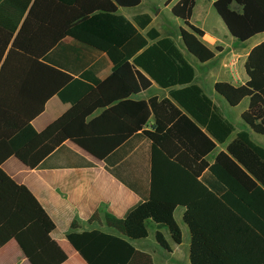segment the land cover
Masks as SVG:
<instances>
[{"label": "trees", "instance_id": "trees-1", "mask_svg": "<svg viewBox=\"0 0 264 264\" xmlns=\"http://www.w3.org/2000/svg\"><path fill=\"white\" fill-rule=\"evenodd\" d=\"M139 3L0 0V225L10 218L21 192L1 166L8 157L37 168L56 147L70 140L107 162L131 136L101 131L122 106H114V99L104 98L98 89L91 90L82 80L86 75L66 71L70 64L87 63L91 58L84 51L88 50L112 62L115 70L108 79L123 77L128 67L134 80L131 93L155 82L168 89L169 98L135 102L145 111L135 130L151 112L154 118L151 130L143 131L152 142L149 196L123 217L104 212L105 224L119 235L99 229L78 231V224L72 222L66 234L72 247L87 264H154L131 240L147 237L150 220L158 228L165 227L172 242L179 244L182 235L173 213L183 206L192 264H264V147L243 130L217 153L212 164L204 161L216 143L226 142L234 126L194 83V69L173 39L161 36L155 27L145 34L139 31L150 24L148 13L137 14L131 21L117 12L118 6L130 8ZM195 3L178 0L171 12L186 26L180 28V35L188 51L206 62L215 53L202 39L204 31L190 21ZM212 6L238 41L264 33V0H213ZM71 47L83 52L72 54L68 52ZM244 69L248 77L244 83L217 81L214 90L230 106L248 98L241 119L254 133L264 135V40L250 49ZM53 95L72 106L36 131L32 119ZM97 108L104 111L87 120ZM20 214L25 225L14 239L29 263H63L67 254L50 236L55 225L32 195ZM93 221L101 223L97 212L88 219ZM155 238L169 249L160 230Z\"/></svg>", "mask_w": 264, "mask_h": 264}, {"label": "crops", "instance_id": "crops-1", "mask_svg": "<svg viewBox=\"0 0 264 264\" xmlns=\"http://www.w3.org/2000/svg\"><path fill=\"white\" fill-rule=\"evenodd\" d=\"M151 1L155 5L156 12L140 10L128 15L122 13V10L126 7L121 6H118L117 12L131 21L137 14L148 13L151 16V22L147 28L139 29V31L145 34L148 28L155 27L161 36L172 38L179 48L172 34H164L161 32L160 27L153 25V21H157V17L161 16L163 9L168 8L171 11L172 5L178 0H171L169 3L167 0ZM208 1L212 5L213 0ZM141 4L142 0H140L137 6L130 8H137ZM196 6L197 0L193 12ZM193 12L190 21L195 24L192 21ZM198 21L195 20V22ZM221 22L223 25L218 23L219 30L206 31L200 27L204 31L202 39L208 47L214 50L215 55L211 60L206 61L212 62L208 81H206L208 72H200L197 75L193 68L194 83L202 88L204 93L218 107L224 118L231 122L221 111L215 98L204 90L203 84L209 82L214 88V83L217 81H226L232 84L244 83L248 79L244 69L245 59L250 49L263 41L264 38L253 42L248 47L244 45L236 46L234 40L237 39H234L228 32L222 20ZM195 25L198 26L197 24ZM180 28L182 26L178 24L176 38L177 40L178 38L181 39L184 48L189 52L181 38ZM228 38L229 41L225 40ZM64 42L71 44V39L65 38ZM70 50L68 52L72 54L77 52L76 50L83 52V49H75L74 47H71ZM84 53L88 54V58L91 59L87 63L70 64L69 68H66L68 69L66 71H69L73 75H86L82 80L91 87V90L98 89L104 98L114 99L112 102L114 106H122L119 107L118 113L112 118L109 119L108 117L107 121L102 125L101 131L131 133V136L120 144L121 146L109 156L107 162L96 158L70 140H66L56 147L41 161L40 166L37 168H28L15 156L8 157L1 166L20 185L21 192L10 218L0 225V264H30L16 243L14 235L25 225L20 212L31 195L38 201L55 225L54 229L50 232V236L58 242L67 254V259L61 264H87L66 239V234L70 231V224L72 222L75 221L78 224V231L99 229L107 233L119 235L105 224L102 216L104 212H110L118 218L123 217L132 206L149 196L150 148L152 142L143 134V131L151 130L154 118L151 112L146 123L139 130H135L137 124L145 116V111L137 107L135 102L147 101L152 97H156L158 100L169 98L168 89L161 88L155 82H152L148 88L131 93L130 88L134 85V80L131 78L132 73L128 67H123L125 68L123 77L117 75L113 79H108L115 70L112 62L104 54H97L88 50H85ZM62 69L65 68L62 67ZM126 92L129 93L125 94ZM244 99H247V105L239 112L240 118L241 113L247 109L249 104L248 98ZM71 106L72 104L68 100H62L57 95L51 96L45 102L43 111L32 119L34 129L36 131L43 130L51 122L62 116ZM103 111L104 108H97L87 120L98 116ZM109 120H113V122L110 123ZM242 122L241 128H238L241 130H238L233 125L234 131L226 142L222 144L216 143L215 148L203 156L204 161L212 164L217 153L224 150L227 143L239 131H247L251 138L249 132H254L243 120ZM253 141L264 147V145L255 140ZM94 212L99 214L101 223H97L96 221L88 222V219ZM176 212L181 223L176 218ZM184 212L185 207L177 206L173 213L182 235L179 244L172 242L170 234L165 227L158 228L150 220L147 224V237L131 240V244L135 249L148 253L154 264H192L189 257L190 230L183 220ZM156 230L162 232L168 242L169 249H165L158 244L155 238Z\"/></svg>", "mask_w": 264, "mask_h": 264}, {"label": "rangeland", "instance_id": "rangeland-1", "mask_svg": "<svg viewBox=\"0 0 264 264\" xmlns=\"http://www.w3.org/2000/svg\"><path fill=\"white\" fill-rule=\"evenodd\" d=\"M154 3H152L151 0H142L141 6L137 8H130V9H123L122 13L124 14H133L135 12H138L140 10H148L150 12H156L157 10L154 7ZM199 7V8H198ZM195 20H199L198 22H195ZM192 21L197 24L199 27H202L206 31H211V30H219L218 28V23L221 25V19L216 13L215 9L213 6L210 4L208 0H197V6L194 9L193 12V19ZM178 24L181 25L183 28H185V24L183 21L177 17H175L171 11L168 8L163 9L161 16L157 17V21H153V25L160 27V30L162 33H170L172 36L175 38L179 49L187 59V61L192 65V67L195 69L196 74L198 75L200 72H208L206 75V81L209 79V72H211L210 68L212 67V62H206V63H201L195 56L191 55L189 52L186 51L184 48L181 39L178 38L177 40V34H178ZM224 27V26H223ZM229 35V34H228ZM229 37V36H228ZM264 38V33H260L258 35H255L251 39H249L246 42H240L238 40L235 41L236 46H241L244 45L245 47L250 46L253 42ZM235 39V38H234ZM229 41L228 39H225ZM204 90L212 95L216 102L217 105L220 107L221 111L229 118V120L233 123V125L238 129L241 128L242 120L240 118V111L244 109V107L247 105V99H244L238 106L236 107H231L226 100L219 95L217 92L214 91L213 86L209 83L206 82L203 84ZM241 130V129H238ZM251 135V138L255 140L256 142L260 143L261 145H264V136L257 135L254 133L249 132ZM176 218L178 219V222L181 223L177 212H176Z\"/></svg>", "mask_w": 264, "mask_h": 264}, {"label": "water", "instance_id": "water-1", "mask_svg": "<svg viewBox=\"0 0 264 264\" xmlns=\"http://www.w3.org/2000/svg\"><path fill=\"white\" fill-rule=\"evenodd\" d=\"M187 48V47H186ZM188 50V49H187Z\"/></svg>", "mask_w": 264, "mask_h": 264}]
</instances>
